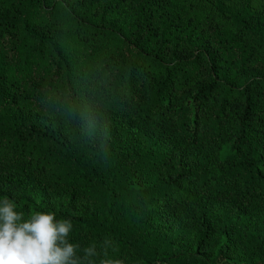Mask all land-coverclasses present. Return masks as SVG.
Masks as SVG:
<instances>
[{"label": "trees", "instance_id": "obj_1", "mask_svg": "<svg viewBox=\"0 0 264 264\" xmlns=\"http://www.w3.org/2000/svg\"><path fill=\"white\" fill-rule=\"evenodd\" d=\"M87 123L115 139L88 142ZM200 141L227 148L215 173L189 160ZM0 188L70 219L96 264L105 239L124 264H226L201 251L203 204L264 212V3L0 0Z\"/></svg>", "mask_w": 264, "mask_h": 264}, {"label": "rangeland", "instance_id": "obj_2", "mask_svg": "<svg viewBox=\"0 0 264 264\" xmlns=\"http://www.w3.org/2000/svg\"><path fill=\"white\" fill-rule=\"evenodd\" d=\"M255 3H264V0H255ZM79 132L92 144H101L107 138L115 139L108 135L101 124H83ZM117 140L120 144L127 145L129 137L125 133ZM226 151L223 144L200 141L191 150L189 160L198 167L206 166L215 173L217 164L224 159ZM203 211L208 237L202 243L201 251L225 261L226 264H252L255 261L252 250L264 249V212L245 211L241 206L221 201L205 202ZM154 220L174 239L175 248H194L195 231L162 212ZM219 246L222 247L221 250Z\"/></svg>", "mask_w": 264, "mask_h": 264}, {"label": "clouds", "instance_id": "obj_3", "mask_svg": "<svg viewBox=\"0 0 264 264\" xmlns=\"http://www.w3.org/2000/svg\"><path fill=\"white\" fill-rule=\"evenodd\" d=\"M72 231V221L57 219L53 211L25 215L15 200L0 198V264H96V245L81 249L71 242ZM111 245L110 239L104 240L99 264H124L121 259L108 258Z\"/></svg>", "mask_w": 264, "mask_h": 264}]
</instances>
